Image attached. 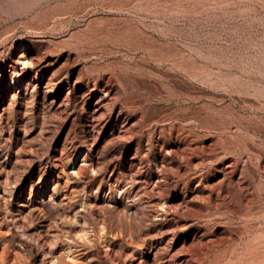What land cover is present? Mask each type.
<instances>
[{
    "label": "rangeland",
    "instance_id": "obj_1",
    "mask_svg": "<svg viewBox=\"0 0 264 264\" xmlns=\"http://www.w3.org/2000/svg\"><path fill=\"white\" fill-rule=\"evenodd\" d=\"M0 154V264H264V0H0Z\"/></svg>",
    "mask_w": 264,
    "mask_h": 264
},
{
    "label": "bare ground",
    "instance_id": "obj_2",
    "mask_svg": "<svg viewBox=\"0 0 264 264\" xmlns=\"http://www.w3.org/2000/svg\"><path fill=\"white\" fill-rule=\"evenodd\" d=\"M2 68L4 69V66ZM14 88H16V84L14 85ZM127 185H128L127 182H122V183L116 184L114 189H113V193H114L113 196L112 195H107V193H105V186H102L101 190L103 191V193H105L104 197L102 198V206L104 208L108 209L111 212H117V213L120 212V213H124L126 215H129V216H133V215L136 216V215L143 214L144 213V205L143 204H146V202L145 203L142 202L143 200H142L140 194L138 193L139 191H138L137 187L127 188ZM71 192H73V191H71ZM74 193H76V192H74ZM63 196H64V194H63ZM75 200H76L75 194L74 195L72 193L71 194H67V192H66V195L64 196V198L60 200V207L62 209L61 212H65L67 210V208H70V207L74 208V204H72V203H74ZM84 204H85L84 201H80L79 204H78V207L84 206ZM34 207H35V205H34ZM78 212L79 211H77L75 213V217H77ZM61 214L63 215V213H61ZM112 214H114V213H111V215ZM117 215H119V213ZM65 217L66 216L64 214V216L62 218L59 217V220L57 219V220H54L53 222H50V223L48 222L49 224L48 225L46 224L47 225V229L45 230V234L47 236H50V237H53V238H55V237L59 238V235H60L59 227H61L60 226L61 224L65 223V219H67ZM128 218H130V217H128ZM67 221H69V219ZM39 236L42 237V234H39ZM157 253H158V251H156L155 254H157ZM145 261H146V259H145ZM138 264H146V263L142 260Z\"/></svg>",
    "mask_w": 264,
    "mask_h": 264
}]
</instances>
